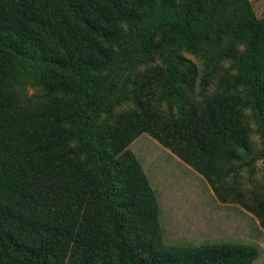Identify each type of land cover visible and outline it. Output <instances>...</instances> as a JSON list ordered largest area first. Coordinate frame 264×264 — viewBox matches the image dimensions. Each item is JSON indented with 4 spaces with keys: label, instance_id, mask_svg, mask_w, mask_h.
<instances>
[{
    "label": "trees",
    "instance_id": "16d2710c",
    "mask_svg": "<svg viewBox=\"0 0 264 264\" xmlns=\"http://www.w3.org/2000/svg\"><path fill=\"white\" fill-rule=\"evenodd\" d=\"M183 52L203 61L202 89L223 63L244 70L190 119L183 88L197 74L185 77ZM19 61L45 92L34 106ZM142 68L147 102L134 98ZM162 102L176 118L155 115ZM246 110L264 146V19L250 0H0V264H252L253 245L164 246L156 192L128 150L150 133L264 229V201L227 187L251 155Z\"/></svg>",
    "mask_w": 264,
    "mask_h": 264
},
{
    "label": "rangeland",
    "instance_id": "374dc122",
    "mask_svg": "<svg viewBox=\"0 0 264 264\" xmlns=\"http://www.w3.org/2000/svg\"><path fill=\"white\" fill-rule=\"evenodd\" d=\"M250 2L256 17L264 19V0ZM183 55L188 60L185 77L191 80L197 74L196 86L192 88V92L187 91V86L183 88L186 93L183 105L190 119L195 112L198 114L202 111L203 104L222 92L220 86L223 81L226 82V87L233 86L244 70L233 68L230 63H223L211 84L202 89L199 83L203 75V61L190 53L183 52ZM17 63L18 60L15 65ZM19 68L22 72L25 70L20 81L23 98L31 100L32 106L42 102L45 92L34 80V62L19 61ZM140 73L143 84L136 87L138 93L134 94V98H142L147 102L145 82L147 79L151 80V74L143 68ZM237 93L243 94V86L237 91H231L232 97L238 96ZM147 107L151 106L147 104ZM132 109L135 110L136 106L128 102L117 112L127 113ZM152 110L157 117L165 120L171 115L176 118L179 112L177 106H174L171 112L165 102L152 107ZM241 120L250 133L251 155L241 153L242 160L231 163L235 172L227 178V187L234 190L241 200L254 206L256 201H264V158L259 157L264 146L251 111L246 110ZM128 150L136 157L156 192L161 210L158 219L159 235L164 246L197 247L203 244L235 242L256 246L260 253L264 250V229L255 214L242 206L238 199L221 201L202 174L156 137L143 133L132 141Z\"/></svg>",
    "mask_w": 264,
    "mask_h": 264
},
{
    "label": "crops",
    "instance_id": "0c3cea01",
    "mask_svg": "<svg viewBox=\"0 0 264 264\" xmlns=\"http://www.w3.org/2000/svg\"><path fill=\"white\" fill-rule=\"evenodd\" d=\"M252 264H264V250L261 251L258 259L255 262H253Z\"/></svg>",
    "mask_w": 264,
    "mask_h": 264
}]
</instances>
